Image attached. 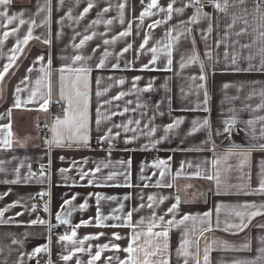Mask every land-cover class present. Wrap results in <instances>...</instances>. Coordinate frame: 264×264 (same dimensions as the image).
<instances>
[{"label": "crops", "instance_id": "0c3cea01", "mask_svg": "<svg viewBox=\"0 0 264 264\" xmlns=\"http://www.w3.org/2000/svg\"><path fill=\"white\" fill-rule=\"evenodd\" d=\"M150 2L10 0L0 5L7 13L0 16V71L16 57L0 80V141L11 142L10 147L0 143V264H36L38 254L49 256L44 264H89L97 246L105 244L109 247L92 264H127L130 257L138 264H205L210 245L207 264H264V209L259 208L264 204V71L256 70L264 68V0H212L199 13L184 0H157L152 14L140 19ZM89 3L93 7L81 16ZM9 16L16 19L9 23ZM29 27L32 38L17 45ZM129 28L128 36L120 35ZM145 34L148 42L141 48ZM86 36L91 39L77 48ZM153 47L157 59L150 63ZM77 55L84 59L74 61ZM102 58L104 66L97 68ZM78 68L91 69L86 89L76 81L83 75ZM76 89L87 92V128L81 130L86 143L69 139L66 126L56 124L65 114L50 120L47 115L48 104L59 102L71 120L76 105H69V97ZM79 106L83 109L82 100ZM48 124L49 135L38 132ZM54 125L62 133L59 144ZM226 126H237V132H224ZM159 160L165 163L157 168ZM174 203L177 208L168 213ZM245 204L257 208L244 209ZM98 207L107 217L104 226L96 223ZM255 210L262 214L245 218L246 228L224 230L225 221L240 222L235 212ZM58 212L68 223L56 220ZM205 213L210 214L206 220ZM185 214L192 218L167 225ZM37 218L45 223L32 224ZM62 226L70 230L60 233ZM165 229L167 238L155 235ZM73 231L72 240L59 239ZM182 239L193 242L188 256L178 252ZM130 242L132 253L124 251ZM41 246L46 250L33 254ZM69 253L71 258L63 260Z\"/></svg>", "mask_w": 264, "mask_h": 264}, {"label": "snow or ice", "instance_id": "6c2138e0", "mask_svg": "<svg viewBox=\"0 0 264 264\" xmlns=\"http://www.w3.org/2000/svg\"><path fill=\"white\" fill-rule=\"evenodd\" d=\"M10 0H0V5H7L9 4ZM192 3L194 4H198L199 3V0H192ZM157 0H151V2L147 5V8L141 12L140 14V19H143L144 16L146 15H151V9L153 7H157ZM187 6V5H185ZM93 5L91 3L88 4L87 7L84 8L83 12L81 13V16H83L85 13H87L89 11L90 8H92ZM121 9H123L124 5H120ZM214 7H216L217 9H220L221 8V5L219 3H214ZM108 9H104V11H107ZM161 11H164V9H160ZM202 9L201 8H197L196 11L197 13H199ZM173 11V4L172 3H169L168 6H167V12L169 13V18L171 16V13ZM175 11L179 12V11H182V9H175ZM0 16H7V13L6 12H0ZM123 16V13H121V17ZM16 17L15 16H9L7 17V20L8 22L10 23L12 20H15ZM121 22H123V20H121ZM25 21L24 20H20V24H24ZM93 23H99V21H93ZM106 23H111V21H107ZM159 23H162V21H156L155 24H159ZM155 24L153 25H149V27H155ZM131 27V25H130ZM18 29H13L12 31L13 32H16ZM130 34V28L129 30H126L124 32H121L120 35L121 36H128ZM9 35L8 32H5L4 33V37L6 38L7 36ZM32 38V29L31 27H29L28 29V33L24 36L23 40L20 41L18 40L17 41V45H20V44H26L28 42L29 39ZM88 39H91V37H88L86 36L83 40L80 41V44L79 45H76L77 48H79L81 45H83L85 43L86 40ZM115 39V38H113ZM148 42V36L147 34H145V37H144V41L141 43L140 47L141 48H144L145 47V44H147ZM45 43H47V41H45ZM105 44L108 43V41H104ZM128 47L130 48L131 45H128ZM19 49L18 48H14L13 49V52H16L18 51ZM124 51H127V48L124 49ZM158 49L156 47H153L151 49V52L153 53V56H152V60L150 61V63H154L157 59V53ZM166 51L168 53V55L170 56L171 55V48H170V45L167 46L166 48ZM207 55V53H206ZM105 56H107V53H105ZM15 55L11 56L10 57V63L9 64H6L3 68L2 71H0V80L3 79L5 73L8 71L9 67H11V63H14L15 62ZM37 59H43L42 57H38ZM84 59L82 56L80 55H77L75 57H73V60L74 61H79V60H82ZM191 60H196L197 57L195 55H193L191 58ZM169 64H171V59H169ZM235 62V61H233ZM104 66V59L102 58L100 63L96 65L97 68H101ZM184 65L182 64L181 67H183ZM113 67H118V65H113ZM145 68L147 67V65L144 66ZM248 70H253V69H248ZM256 70H262L264 71V68H261V69H256ZM29 71H31V69H29ZM78 74H83V75H77L76 77V81L77 82H80V81H83V84H84V87L85 89L87 88V83H88V77H87V73L91 71V69H87V68H78L75 70ZM138 79V78H137ZM201 79H203V76H201ZM25 80H27V77H25ZM23 82V81H22ZM37 83H39V81H37ZM120 83H123V81L121 80ZM74 87H75V84H74ZM227 87V85H226ZM17 92L21 91V89L19 87H17L16 89ZM35 92H33V96H35ZM97 95H100V93L98 92ZM121 95H123V93H121ZM118 98V97H117ZM81 100L83 102V109L80 108V103H81ZM47 100L44 101V104L41 105V107L43 108L46 104H47ZM76 105V107L73 108V112H74V117L70 120L69 119V116H68V109L66 108L65 109V118L64 120H60L59 118H57V121H56V124H60V125H65L66 126V131L68 132L69 134V139H72V138H75L77 140H83L85 143L87 142V135L86 134H83L81 132V130H85L87 128V92H80L78 89H76L75 91V96L74 98L73 97H69V105L72 106V105ZM16 107H19L20 106V100L19 98L16 99V104H15ZM99 119L97 120V124H99ZM136 123H139V121H137ZM176 123H179V121H177ZM196 122H194L195 124ZM205 124H207V121L205 120L204 121ZM229 122L226 121L225 124L227 125ZM232 123H234V121H232ZM248 123H252V121H249ZM4 127H8L7 125H5ZM168 128H171L173 127V125H168L167 126ZM125 130L127 131V127L125 126ZM53 131H54V143L56 144H59L61 142V139H62V133H59L56 131V127L54 125V128H53ZM193 131H196V128L194 127L193 128ZM228 129H227V126L224 128V132H227ZM11 133L9 132V135ZM101 140H105L107 139V134L105 136H102L100 137ZM129 141L126 140L125 143H128ZM0 143L4 144V145H7V146H11V142L5 138L3 141H0ZM261 148H264V145H260ZM130 163V161H129ZM165 163V161L163 160H159L157 162H155V166L157 168H159L161 165H163ZM62 172L64 171L63 169L61 170ZM179 174V173H178ZM41 176L44 175L43 172H41L40 174ZM160 175L163 177L164 176V172L163 170H161L160 172ZM83 178V176H82ZM209 179H211V177H208ZM108 179H111V175L108 177ZM17 181H11V183H16ZM89 183L91 184L92 181L90 180ZM159 183V182H158ZM170 186V185H169ZM260 190L261 191H264V179H261V182H260ZM75 197H73L74 199ZM107 199H115V197H107ZM153 197L149 196V200H152ZM100 200V196L97 194V201L99 202ZM179 200V198L177 197V201ZM65 204H68L69 201H65L64 202ZM63 207V206H62ZM86 207V204H81L80 205V208L83 209ZM242 208L244 209H256L257 206L255 204H252V205H249V204H245V205H242L241 206ZM177 208V204H173L170 208H168V213H173L175 211V209ZM260 209H264V204L260 205L259 206ZM33 210H35V206H33ZM45 211L48 210L47 208V205H45V208H44ZM220 210V206L218 205L217 206V212H219ZM3 211L4 210H0V215L3 214ZM262 213L259 211V210H255V211H237L235 212V216L236 217H239L240 218V222L239 223H229L227 221H225V228L224 230L225 231H229V230H232V229H236V230H242L243 228H246L248 226L247 223H245V218H247L248 221H250L253 217L255 216H258V215H261ZM17 215H20V213H17ZM153 215L155 216V213H153ZM209 213H205L204 216L202 217V219L206 220L208 217H209ZM131 216V213H129V217ZM115 218V217H113ZM192 217H190L188 214H185L184 217L182 218V220L180 221H176L175 219L173 220H169L167 221V225L168 226H171L173 224H182L184 221L186 220H189L191 219ZM107 219V217H104L101 215L100 213V210H99V207L97 208V214H96V223L98 226H104L102 224V221ZM161 221H163L164 217L161 216L159 218ZM56 220L58 222H62V223H68L67 220H63L61 221V213H56ZM32 224H36V223H45V221L43 220H40L39 218H37V220H33L31 221ZM88 221H81V224H87ZM80 225H76V227H79ZM115 226V225H114ZM152 227L155 226V224L151 225ZM217 226H219V219L217 220ZM210 230V225H209V228H205L203 229V231H208ZM114 236H116L117 239H119V236L117 234H113ZM155 235L157 236H162V237H165L167 238L168 236V231L165 229L164 231L162 232H157L155 233ZM75 236V231L72 232L71 235H62L59 237L60 240L62 241H68V240H72L73 237ZM93 237H85L84 239L87 240V239H92ZM81 244H83V241H80ZM193 242L188 240V239H182L181 240V247L178 249V252L179 253H182L183 255L185 256H188L190 255V253L188 252V247L192 244ZM213 243H217L216 241H213ZM221 244V246H226L225 242L221 241L219 242ZM46 247L47 246H41V247H38L36 249L33 250V254L35 253H38L42 250H46ZM98 247V250L96 251L95 255L92 257V259L89 261V264H92L93 261L95 260H98L100 258V255H101V250L102 249H105V248H108L109 245L105 244V245H99L97 246ZM113 248H117L118 246L117 245H112ZM165 248H167V243H165L164 245ZM244 247H247V245H244ZM210 248H211V245L205 249V254H204V260H205V264H207V261H208V252L210 251ZM76 252H80V251H84L83 248H76L75 249ZM124 251L128 252V253H132L134 251L133 247H132V244L131 242L129 243V246L128 248L124 249ZM71 255L72 253H69V255L67 256H63L62 259L67 261L71 258ZM79 264V262H78ZM121 264H125V262H121ZM127 264H138V261L133 259V258H129V261L127 262ZM145 264H147V261H145ZM165 264H167V262L165 261ZM197 264H199V261L197 260ZM234 264H240V262H234Z\"/></svg>", "mask_w": 264, "mask_h": 264}, {"label": "built area", "instance_id": "2783aa9c", "mask_svg": "<svg viewBox=\"0 0 264 264\" xmlns=\"http://www.w3.org/2000/svg\"><path fill=\"white\" fill-rule=\"evenodd\" d=\"M185 4L187 5V7L189 8H208L212 5V0H199L198 4H194L192 3V0H184ZM65 109L66 106L59 103V102H50L47 106V115L49 120L54 118V117H59V116H63L65 114ZM228 131L227 133H236L237 132V126H228L227 127ZM38 132H42L44 134L49 135L51 132V127L50 125H42L39 126L37 128ZM101 145H104V143H102ZM154 158H157V155L153 156ZM36 171L38 173L42 172L43 169L37 167ZM70 230L69 226H62L59 228V232L60 233H66ZM50 260L48 255H44V254H38L36 256V264H44V263H48Z\"/></svg>", "mask_w": 264, "mask_h": 264}]
</instances>
